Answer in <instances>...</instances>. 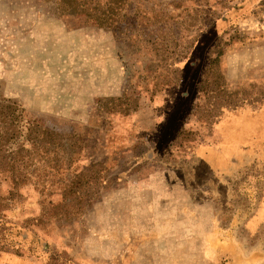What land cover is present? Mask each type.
Masks as SVG:
<instances>
[{"label":"rangeland","instance_id":"obj_1","mask_svg":"<svg viewBox=\"0 0 264 264\" xmlns=\"http://www.w3.org/2000/svg\"><path fill=\"white\" fill-rule=\"evenodd\" d=\"M131 1L98 26L0 0V264H264L258 159L205 154L264 99V0Z\"/></svg>","mask_w":264,"mask_h":264},{"label":"trees","instance_id":"obj_2","mask_svg":"<svg viewBox=\"0 0 264 264\" xmlns=\"http://www.w3.org/2000/svg\"><path fill=\"white\" fill-rule=\"evenodd\" d=\"M137 1V0H135ZM144 1V0H139ZM62 15L64 16H72V15H83L86 22L96 23L98 26H106L105 24H109L110 26L117 23H127V18L131 16L133 12L135 15L138 14V7L132 6L131 0H56ZM130 12V13H129ZM137 17V16H136ZM224 57V56H222ZM178 59L177 61H179ZM175 60L172 61L171 64H174ZM264 106V99L257 100V101H243V102H236L231 103L230 107L227 106L230 110H226L224 114L220 117L219 122L217 123L216 132L218 133H226L224 135L217 134L216 137L221 142L220 146L212 145L205 147L206 149V156L212 160V162H216L218 164H222L225 162L228 157L227 153H219L218 150L223 149L221 146L226 147V144L229 141L227 137V131L232 130L234 126H236V113L238 111L247 110L250 108H254L255 110H260ZM132 109L125 108L122 112L126 114L130 113ZM44 135L50 136L52 139L57 137H63L64 134H59L55 131L48 130L47 128L43 131ZM56 136V137H54ZM58 144V145H56ZM56 148L58 150H62L63 144L61 141L54 142ZM213 147H217L216 151L217 154L214 153L212 150ZM216 157H219L217 161L215 160ZM224 157V158H223ZM206 160V159H205ZM259 161V160H258Z\"/></svg>","mask_w":264,"mask_h":264},{"label":"crops","instance_id":"obj_3","mask_svg":"<svg viewBox=\"0 0 264 264\" xmlns=\"http://www.w3.org/2000/svg\"><path fill=\"white\" fill-rule=\"evenodd\" d=\"M234 116L236 117V126L232 130L227 131V137L229 138L226 144L227 147L221 146L223 149L218 150L219 153H227L228 157L225 163L221 164L225 166L222 167V170L236 169L233 162L237 159L236 155L240 156L250 153L259 160L256 162L258 164L256 165L257 168L264 172V106L260 110L250 108L246 111H238ZM224 134L226 133L224 132L221 135ZM216 148H212L215 154L218 152ZM215 164L217 163L212 164L213 167L217 166ZM255 201L256 204L251 214L252 220L246 225L247 230L250 234H264V189L258 192V197L256 196ZM252 248L264 249V246L257 247L256 244Z\"/></svg>","mask_w":264,"mask_h":264}]
</instances>
